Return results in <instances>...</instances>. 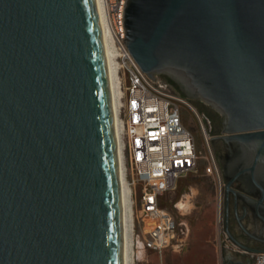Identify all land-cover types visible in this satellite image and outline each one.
Wrapping results in <instances>:
<instances>
[{
	"label": "water",
	"instance_id": "95a60500",
	"mask_svg": "<svg viewBox=\"0 0 264 264\" xmlns=\"http://www.w3.org/2000/svg\"><path fill=\"white\" fill-rule=\"evenodd\" d=\"M124 30L143 72L219 114L212 139L241 152L226 192L263 189L264 0H126ZM0 264H123L96 0H0Z\"/></svg>",
	"mask_w": 264,
	"mask_h": 264
},
{
	"label": "built area",
	"instance_id": "2783aa9c",
	"mask_svg": "<svg viewBox=\"0 0 264 264\" xmlns=\"http://www.w3.org/2000/svg\"><path fill=\"white\" fill-rule=\"evenodd\" d=\"M102 1L107 27L120 51L121 94L116 117L121 127L123 180L131 202L134 264L139 251L159 253L175 239L180 220L164 202L178 180L197 174L205 158V173L219 183L221 208L222 174L213 151L199 148L194 131L186 124L184 110L195 112L190 100L175 91L163 76L151 79L127 51L126 0ZM204 141L209 144L206 132ZM253 264H264V252L254 255Z\"/></svg>",
	"mask_w": 264,
	"mask_h": 264
},
{
	"label": "rangeland",
	"instance_id": "374dc122",
	"mask_svg": "<svg viewBox=\"0 0 264 264\" xmlns=\"http://www.w3.org/2000/svg\"><path fill=\"white\" fill-rule=\"evenodd\" d=\"M190 103L196 113L184 110L187 125L194 131L199 148L204 152L210 149L215 154L212 136L217 112L203 102L190 100ZM205 132L209 144L204 141ZM206 163L203 158L197 174L179 179L176 189L164 202L180 220L173 242L159 253L139 251L134 264H232L226 260L224 251L227 239L222 228L219 183L205 173ZM180 202H184L185 207H181Z\"/></svg>",
	"mask_w": 264,
	"mask_h": 264
},
{
	"label": "flooded vegetation",
	"instance_id": "af4514ba",
	"mask_svg": "<svg viewBox=\"0 0 264 264\" xmlns=\"http://www.w3.org/2000/svg\"><path fill=\"white\" fill-rule=\"evenodd\" d=\"M213 124V136H217L221 127L218 113ZM212 142L222 174L221 216L227 239L226 260L232 264H253L254 255L264 250V185L262 189L239 177L232 183V190L226 192V183L238 170L241 152L236 143L222 138L214 137Z\"/></svg>",
	"mask_w": 264,
	"mask_h": 264
},
{
	"label": "bare ground",
	"instance_id": "6f19581e",
	"mask_svg": "<svg viewBox=\"0 0 264 264\" xmlns=\"http://www.w3.org/2000/svg\"><path fill=\"white\" fill-rule=\"evenodd\" d=\"M102 39L105 49L106 62L108 67V74L110 80L112 105L115 116V133L117 138V149L120 167V194H121V209H122V231H123V264H133V242H132V213L131 202L129 198L128 188L123 180V173L120 162V123L117 120V112L120 104V84L118 79V57L120 51L116 45L105 18V12L102 0H96ZM181 207H185L184 202L179 203Z\"/></svg>",
	"mask_w": 264,
	"mask_h": 264
},
{
	"label": "trees",
	"instance_id": "16d2710c",
	"mask_svg": "<svg viewBox=\"0 0 264 264\" xmlns=\"http://www.w3.org/2000/svg\"><path fill=\"white\" fill-rule=\"evenodd\" d=\"M164 78L169 82V83H172L166 76H164ZM174 90L178 92V88H177V85L174 84Z\"/></svg>",
	"mask_w": 264,
	"mask_h": 264
},
{
	"label": "crops",
	"instance_id": "0c3cea01",
	"mask_svg": "<svg viewBox=\"0 0 264 264\" xmlns=\"http://www.w3.org/2000/svg\"><path fill=\"white\" fill-rule=\"evenodd\" d=\"M186 121V120H185ZM186 124H187V122H186ZM167 207V206H166Z\"/></svg>",
	"mask_w": 264,
	"mask_h": 264
}]
</instances>
